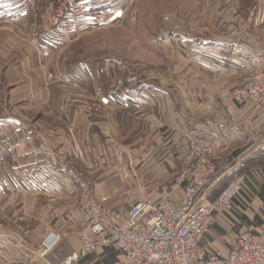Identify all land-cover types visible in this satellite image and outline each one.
Returning <instances> with one entry per match:
<instances>
[{
  "label": "crops",
  "instance_id": "0c3cea01",
  "mask_svg": "<svg viewBox=\"0 0 264 264\" xmlns=\"http://www.w3.org/2000/svg\"><path fill=\"white\" fill-rule=\"evenodd\" d=\"M85 1L91 10L105 15L102 20L105 26H113L119 20L120 10H114L116 6L110 9L96 0ZM196 1L199 0L188 1L185 5L187 10L195 12L199 6ZM213 6L210 2H203L201 17L216 18ZM44 7L45 3L40 0L32 7L23 0H0V18L13 12H23L25 25L20 27L25 33L23 38H27L34 47L39 46L35 51L22 49L16 69L25 77L24 88L29 92L26 109L37 113L40 108L38 120L45 121L50 127L45 135V131L28 124L27 119L12 115L0 119V123L16 127L14 134L18 141L15 142L17 165L7 166V175L0 181V191L5 193L1 198H15L17 207L23 210L10 213L15 229L4 223L0 227V264H58L78 251L82 213L77 203V191L67 187L69 171L86 173L96 195L104 201L109 200V203L121 196L118 194L120 186L114 184L116 177H113L114 182L107 180L109 176L104 177V172L129 171L133 167L152 186L165 192L180 172L176 150L180 141L208 130L224 132L232 143L235 157L244 153L246 140H252L254 146L232 165L234 167L222 179H232L245 172L244 183L253 197L245 212L238 205L236 208L249 220L246 229L255 233L256 228H264V166L260 162L264 159V106H241L230 97L245 70L256 61L264 67V8L260 11L263 19L254 26L257 38L249 31L253 25L228 32L224 37L212 36L209 39L195 37L187 33L183 25H176L173 32L165 34L170 37L164 41L165 55L160 50L155 53L163 54L165 58L177 57L184 67L178 66L174 85L164 87L139 79L135 74L125 78L122 71H107L102 56L66 64L58 62L62 47H65L60 38L33 37L32 40L31 34L27 35ZM106 17H109L108 21ZM2 20L8 22V19ZM91 22L88 32L100 29ZM60 76L68 81L66 86L77 84L83 95L97 97L110 111L111 120L80 116L77 108H81L80 101L83 100H59L54 87ZM43 112L51 114L50 118L54 117L46 121ZM55 131L64 138L69 133L74 141L77 160L70 152V160L67 157L66 163L62 162L41 142L42 136H50ZM106 133L111 134V139L119 140L122 147H130L132 156L114 157L112 149L115 144L106 143ZM9 141L13 143L15 140ZM106 145L111 147L107 152ZM7 146L11 147L10 143ZM248 170L251 174L246 172ZM257 170L261 173L258 174ZM255 174L260 176L259 179L263 176V179L255 182L250 177ZM15 193L16 196L11 197ZM124 196L127 199L128 193L123 194L121 202L125 200ZM52 232L62 234L61 243L45 259L37 261L34 255L40 239ZM207 246L209 251H213L210 245ZM118 255L116 249L106 247L78 264H114Z\"/></svg>",
  "mask_w": 264,
  "mask_h": 264
},
{
  "label": "rangeland",
  "instance_id": "374dc122",
  "mask_svg": "<svg viewBox=\"0 0 264 264\" xmlns=\"http://www.w3.org/2000/svg\"><path fill=\"white\" fill-rule=\"evenodd\" d=\"M23 1L25 4L30 3V7L38 2V0ZM40 1L45 3V7L40 11L38 20L34 23L35 25L33 24L34 28L32 29V25L27 33V35L31 34L32 40L33 37L35 38L36 32L39 31V27H42L43 19L48 18L49 16L53 17L60 7H62L64 3H68L69 0ZM121 1L123 0H96V2H101L110 9H113L114 6H116L114 10H120L118 15L119 20L117 23L113 24V26H109V24L105 26V24L102 23L101 26H96L100 29L82 33L78 39L65 45V47H62L63 52L58 56V62L66 64L73 61L76 62L81 59L86 60V58L98 59L99 56H102L105 58L104 64L107 71H122L125 78H129L135 74L137 78L142 80L154 82L164 87H168L169 85L172 86L175 83L173 78L176 77L178 66L183 69L184 65L181 64L182 62H180V60L178 62L179 58L177 57L165 58L164 45L166 42L164 41L170 39V37L165 35L166 33L173 32L176 25H183L187 29V33L192 34L195 37L209 39L212 36L224 37L228 34V32L233 30L234 32H237V29H247V25H253L249 31H251L250 33L257 38L256 27L254 26L258 20L263 19L260 11L264 8V0H199L198 2L196 1V4L199 6L196 8L195 12H190L187 10V6H185L186 4L188 5V1L193 2V0H127L123 5L120 4ZM203 2H210L214 5L213 7L215 10L213 9V14L216 15V18L213 17L207 19L201 17ZM16 14L21 15L22 20L19 22H12L11 18ZM22 14L23 12L21 11L15 13L13 12L0 18V119L6 115H12L20 119H27L29 122L28 124L39 131H45V135H47V131L50 127L44 123L45 121L40 122V120H38V112H40V108L37 109V113H35L34 110L26 109L29 100V92L24 88L25 77L19 74L16 69L18 64L17 60L20 57L21 50L25 48L30 51H35L38 47H34V44H32L27 38H23L25 33L20 30V27H24L25 19ZM108 18L109 17H106L107 21ZM1 19H5V21L8 19V22H3ZM236 22L238 23L237 25ZM159 50L164 55L155 53ZM112 58L119 61L112 60ZM91 62L94 64H100L96 61ZM111 79L112 75H110L109 78L110 82ZM67 82L68 81L64 80L62 76L57 77L55 81L56 84L54 88L57 91L59 100H72V102L83 100L80 101L81 108H77L80 116L104 117V119L111 120L110 111L99 102L97 97H92L90 94L83 95L77 84L76 86H66ZM47 112H43L42 114L45 116L44 119L46 121H48V119L51 120V118L54 117L52 116L50 118L49 116L51 114H48ZM105 130V132L108 131L106 128ZM16 132V127L14 125L0 123V181L5 175H7V166L15 164L16 158H18V153L15 149L17 148V144H15V142H18L16 141L17 137L14 134ZM105 137L106 139L108 138V141L106 142L107 144H115L112 149L114 157H119L120 159V157L132 156L130 147H122L119 140L111 139V134L108 135V133H106ZM10 139L15 141L12 143L9 141ZM185 140L186 138L182 139L176 149L181 167L180 172L177 178L170 182L167 191L163 192L160 191L161 189L155 188L148 180H145V178H142L141 175H138L139 173L133 170V167H130V169H128L129 171L118 170L110 173H102L104 174V177L108 175L109 178L107 180H112L113 182V177H116L114 184L116 183V185L120 186L118 194L121 195V198H115L113 202L109 203V200L107 202L100 199L90 186L95 198L100 201H104L103 203L107 207L115 209L119 208L128 198H132V195L135 197H145L154 193L153 196H157L158 198H167L170 196H178L179 198L182 197L183 191L176 194H172L171 191L183 170L181 165L180 147ZM41 142L50 148L55 157L60 159L62 162H65L67 157L69 159L68 154L70 152L73 154V159L77 160V157L74 154V141L72 140V137L69 136V133L68 136L64 138V136H60L58 131H55L51 133L50 136H42ZM8 143H10L11 147L7 146ZM245 145H247V147L243 154H246L248 150L254 146L252 140L248 139L246 140ZM110 149L111 147L106 145L105 151L107 152ZM14 151L15 156H13ZM232 155L235 161H233V163H231V160L223 162L220 161L218 163L220 164L219 168H225L227 166L233 168L234 166L232 165L236 164L242 156L235 157L233 151ZM260 162L264 166V159ZM16 165L17 163L14 167H16ZM227 171H229V169ZM227 171L219 172V174L222 175L221 179ZM75 172L80 174L85 181L88 182L86 173L80 170H75ZM246 172L251 174L249 170ZM252 172L255 173L256 171L252 170ZM260 173L261 172L258 171V174ZM246 176L245 172H243L234 176L232 179H220L218 182V185L214 189L211 196L212 201L215 200L217 196L221 195L229 184L237 179L242 180L239 194L236 197L234 207L230 210V212L221 216L212 217L208 232L203 241L204 246L208 244L210 245L209 248L212 249L228 246V244L237 238L239 234L253 232L252 229H246L248 227L247 223H249V220L246 216H244L245 213H241L236 208V205H238L245 212L248 208V203H251L250 199L253 197V194L248 190V188H246L244 183V178ZM250 177L254 179L255 182H257L256 180L261 181L263 179V176L259 179L260 176L256 174L255 176L251 175ZM248 187L250 186L248 185ZM114 193L117 192L114 191ZM126 193H128L127 199H125L126 197L124 196L125 200L121 202L123 194ZM3 194L5 193L0 191V227L2 223H4L8 226V228L15 229V221L10 218V213L14 212L13 214H15L16 212L23 210H19L20 207H17L15 198L12 200H9V198H1L4 196ZM15 196L16 193L11 197ZM237 202L238 204H236ZM77 203L81 210L82 208L78 200ZM80 228L78 229V237ZM259 230H263L264 232V228L260 227L256 228V231L254 230L255 234H258ZM53 233L60 235L61 240L45 254L43 253L41 247L49 233L41 238L36 248L37 251L34 255V258L37 261L45 259L49 253L56 249L61 243L63 238L62 234L57 232ZM81 250L82 248L80 246L78 251L74 252L77 253L79 257L74 264H78L86 257L92 255L82 256ZM74 253L58 264H64L67 259L73 256Z\"/></svg>",
  "mask_w": 264,
  "mask_h": 264
},
{
  "label": "built area",
  "instance_id": "2783aa9c",
  "mask_svg": "<svg viewBox=\"0 0 264 264\" xmlns=\"http://www.w3.org/2000/svg\"><path fill=\"white\" fill-rule=\"evenodd\" d=\"M103 18L85 0H69L53 17L43 19L35 38L52 36L67 45L85 33L91 21L101 26ZM21 20L19 14L11 18L12 22ZM230 97L241 106H264V67L260 61L244 71ZM232 151V143L224 132L208 130L188 136L180 147L183 170L171 191H183V196L132 195L115 209L96 199L80 174L69 171L67 187L77 191L82 208V256L112 247L119 252L114 264H264L263 230L258 234L241 233L228 246L213 251L203 245L212 217L230 212L240 191L242 180L237 179L211 200L222 177L219 172L230 169L219 168L218 163H233ZM60 240V235L49 233L42 243L43 253H48ZM78 259L74 253L64 264H74Z\"/></svg>",
  "mask_w": 264,
  "mask_h": 264
}]
</instances>
